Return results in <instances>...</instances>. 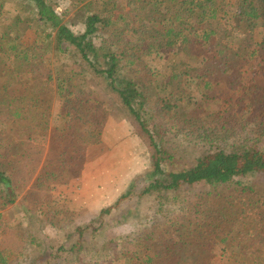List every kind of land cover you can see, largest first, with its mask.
<instances>
[{
    "label": "trees",
    "instance_id": "trees-1",
    "mask_svg": "<svg viewBox=\"0 0 264 264\" xmlns=\"http://www.w3.org/2000/svg\"><path fill=\"white\" fill-rule=\"evenodd\" d=\"M75 11L77 32L64 22ZM23 24L34 48L15 43ZM196 48L218 67L192 66ZM89 80L126 118L150 164L76 226L53 190L80 172L84 134L71 105L85 100ZM15 87L26 88L27 110L9 95ZM55 97L59 123L49 120ZM10 113L45 153L0 137V206L10 208L0 212V264H264V195L249 183L264 176V0H0V128ZM177 139L190 164L166 173ZM150 194L162 213L171 207L173 223L150 227L141 209ZM13 210L35 233L7 220ZM124 225L135 232L99 241ZM55 232L63 243L46 248Z\"/></svg>",
    "mask_w": 264,
    "mask_h": 264
},
{
    "label": "rangeland",
    "instance_id": "rangeland-1",
    "mask_svg": "<svg viewBox=\"0 0 264 264\" xmlns=\"http://www.w3.org/2000/svg\"><path fill=\"white\" fill-rule=\"evenodd\" d=\"M28 7L25 5L21 7L22 15L27 13ZM82 12L75 11L65 17L64 22L74 31L81 30L82 27ZM26 25L19 27V32L16 38V44L20 46H27L34 48L35 36L33 32L26 30ZM256 40H260V31L256 33ZM51 46L49 47V50ZM188 58L192 66H204L210 72L218 67L217 62H212L210 54L203 52L196 48L188 53ZM10 62V61H9ZM13 63V62H12ZM11 63V66L14 64ZM85 100L80 96L75 97L72 105L75 107L78 120L76 126L81 129L84 143L85 155L78 163L80 167L79 174L69 182V185L55 186L53 193L59 201L64 203L67 208L74 215L73 222L76 225L83 220H75V212L79 208H83L87 202L88 208L94 215L90 216L89 220L98 215L102 210L114 204L121 193L123 194L130 182L134 180L137 175H143L149 168V158L147 150L143 142L135 136L133 129L128 125L126 118L119 114L118 108L113 109V102L107 97L105 92L98 87L93 81H88L84 86ZM9 95L12 97H23L26 110L29 106V94L26 88L15 87L9 89ZM85 101H88L86 104ZM92 102V103H90ZM90 106V107H88ZM212 109H217L218 106L213 104ZM48 111V108H45ZM61 107L60 99L54 98L49 107V120L51 123L61 122ZM6 116V115H5ZM4 125L0 128V137L6 143V146L17 149L18 147L24 150L42 151L40 150L43 142L41 138L35 136L32 132H27L20 125L16 124L12 114H7ZM21 124L25 125L27 122L26 112L22 114L20 119ZM174 153V161L169 162L164 172L178 171L182 167L190 164L188 162L189 148L180 140H175L172 145ZM43 152V151H42ZM45 151L43 152V154ZM82 169V171H81ZM72 182V183H71ZM85 183H90L89 193L83 198H73L77 202L75 205L71 204L70 198L67 196L73 191V197L82 194L81 187ZM249 183L264 195V176L254 174L249 177ZM85 194V193H84ZM157 197V196H156ZM154 194H150L141 200V209L143 214L147 216L151 228L164 227L173 223L171 214L168 213L170 208L166 207L165 212L162 213L159 208V203ZM86 199H89L86 200ZM10 208L3 209L0 206V212L4 214ZM18 212L14 210L7 214V220L14 222V226L20 231H24L27 235L35 233L33 226H28L26 221H21L18 217ZM88 220V221H89ZM73 224V223H72ZM27 228L28 230H25ZM135 232L131 225H124L116 229L108 230L101 235L99 241L102 243L105 240L122 236ZM42 234H48L47 231ZM64 241L63 234L55 232L54 236L45 242L46 248H56ZM27 244V243H26ZM30 246L25 245V255L30 256L33 250ZM193 250L191 246L182 247L181 250ZM254 255L252 251H247V255ZM260 255V254H258ZM27 256V257H28Z\"/></svg>",
    "mask_w": 264,
    "mask_h": 264
},
{
    "label": "crops",
    "instance_id": "crops-1",
    "mask_svg": "<svg viewBox=\"0 0 264 264\" xmlns=\"http://www.w3.org/2000/svg\"><path fill=\"white\" fill-rule=\"evenodd\" d=\"M81 171H82V169H81ZM72 183V182H71ZM90 183H85L82 187H81V189H83L81 192H82V194H80V196H77V197H73V191L67 196L68 198H70V200H71V204H73V205H75L77 202H75V201H73V198H83V196H85L87 193H89L88 191H89V189H90V185H89ZM69 185V184H68ZM85 193V194H84ZM86 200H88L89 201V199H86ZM83 201V203H85V206H83V208H81V209H77L76 210V212H75V220H83V221H81V222H79V223H83V225L85 224V223H87L88 222V220L90 219L89 217L90 216H92V215H94V213L93 212H91L92 210H91V208L89 209L88 208V205H86L87 204V202L83 199L82 200ZM76 222V225H79L78 224V222L77 221H75Z\"/></svg>",
    "mask_w": 264,
    "mask_h": 264
}]
</instances>
